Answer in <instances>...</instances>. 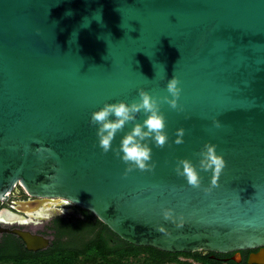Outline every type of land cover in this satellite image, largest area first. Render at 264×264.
<instances>
[{"label": "water", "instance_id": "obj_1", "mask_svg": "<svg viewBox=\"0 0 264 264\" xmlns=\"http://www.w3.org/2000/svg\"><path fill=\"white\" fill-rule=\"evenodd\" d=\"M174 75L183 111L161 107L169 145L151 144L154 172L125 177L122 160L99 148L91 114L140 89L166 95ZM205 143L227 161L210 193L211 171L193 188L174 170L178 158L198 167ZM18 184L94 213L138 246L258 249L248 263L264 264V0H0V198ZM165 207L183 214L182 228L163 219ZM14 232L28 249L49 246Z\"/></svg>", "mask_w": 264, "mask_h": 264}, {"label": "clouds", "instance_id": "obj_2", "mask_svg": "<svg viewBox=\"0 0 264 264\" xmlns=\"http://www.w3.org/2000/svg\"><path fill=\"white\" fill-rule=\"evenodd\" d=\"M166 95H152L151 92L140 89L139 99L131 103L120 100L115 103L106 102L103 107L92 112L90 125L96 128L98 146L103 153L113 152L126 165L124 176L127 177L134 170L141 172L155 171L156 162L153 161V150L151 144L163 149L169 145V135L166 131L167 120L164 112L161 111L163 104L171 109L183 111L179 104L182 88L178 76H173L166 85ZM145 114L146 118L139 122L137 116ZM135 122L134 126L124 132L125 127ZM214 126L220 128L218 119L213 120ZM124 132L119 145L113 146L118 133ZM186 130L180 127L176 130V145L184 143ZM199 165H195L191 159L178 158L175 164V173L183 177L187 184L193 188H201V171L212 172L211 184L204 188L205 193H210L217 186V178L225 169L227 161L223 154L217 152L216 146L212 143H205L197 153ZM150 161H152L150 163ZM163 219L171 222L177 228L184 226L183 214L178 217L176 210L172 207H165L162 210ZM157 231L166 232L163 224L158 225Z\"/></svg>", "mask_w": 264, "mask_h": 264}, {"label": "trees", "instance_id": "obj_3", "mask_svg": "<svg viewBox=\"0 0 264 264\" xmlns=\"http://www.w3.org/2000/svg\"><path fill=\"white\" fill-rule=\"evenodd\" d=\"M75 207L80 217L72 216V222L69 218L61 220L60 235H67L68 240H61L60 244L55 241L45 250L28 252L20 257L1 252L0 264H224L211 254L217 257L234 254H203V251L172 253L152 246H138L122 239L94 213ZM250 251L241 252L247 254Z\"/></svg>", "mask_w": 264, "mask_h": 264}, {"label": "flooded vegetation", "instance_id": "obj_4", "mask_svg": "<svg viewBox=\"0 0 264 264\" xmlns=\"http://www.w3.org/2000/svg\"><path fill=\"white\" fill-rule=\"evenodd\" d=\"M39 200L40 206L32 208L29 204L30 201ZM65 201V200H63ZM62 199H38L27 193V191L18 184L11 191H8L5 196L0 198V253L13 254L16 257L26 255L28 252L35 253L49 248L55 241L61 243L69 239L67 235L61 237V220L64 218H71L74 216L78 218L81 216L77 212L76 205L72 204L70 215L61 214L60 204ZM69 203V202H68ZM71 204V203H70ZM46 212L48 213L46 215ZM48 220V221H47ZM51 232V236L45 231L47 229ZM15 229L26 230L35 235H43L49 238V246L37 250L28 249L26 242L17 233ZM258 249H251L247 254L234 252L232 255L217 257L211 254L212 257L221 260L224 264H246L248 263L249 255L251 252H257ZM208 252L203 251V254ZM239 259L237 261L233 257ZM256 264V263H253Z\"/></svg>", "mask_w": 264, "mask_h": 264}, {"label": "rangeland", "instance_id": "obj_5", "mask_svg": "<svg viewBox=\"0 0 264 264\" xmlns=\"http://www.w3.org/2000/svg\"><path fill=\"white\" fill-rule=\"evenodd\" d=\"M71 206H72V204H70V203H68L67 201H62L61 202V204H60V210H61V214H67V215H70L71 213H72V211H71ZM48 213L46 212V215H47ZM48 221V220H47ZM47 221H45V223L47 224L48 222ZM47 226V229H45V231H46V233L48 234V235H50L51 236V232H49L48 231V224L46 225ZM181 259H185V257H180Z\"/></svg>", "mask_w": 264, "mask_h": 264}, {"label": "bare ground", "instance_id": "obj_6", "mask_svg": "<svg viewBox=\"0 0 264 264\" xmlns=\"http://www.w3.org/2000/svg\"><path fill=\"white\" fill-rule=\"evenodd\" d=\"M63 201V200H62Z\"/></svg>", "mask_w": 264, "mask_h": 264}]
</instances>
